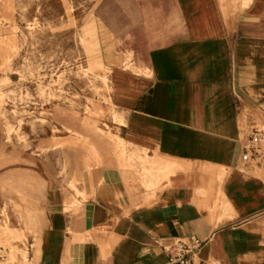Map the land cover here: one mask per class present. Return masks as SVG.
Returning <instances> with one entry per match:
<instances>
[{
	"label": "crops",
	"instance_id": "1",
	"mask_svg": "<svg viewBox=\"0 0 264 264\" xmlns=\"http://www.w3.org/2000/svg\"><path fill=\"white\" fill-rule=\"evenodd\" d=\"M151 7L157 30L111 73L125 155L96 138L95 162L80 145L61 170L31 156L0 175L26 200L36 264H168L165 243L191 236L193 264H264V172L241 160L264 130V0Z\"/></svg>",
	"mask_w": 264,
	"mask_h": 264
},
{
	"label": "rangeland",
	"instance_id": "2",
	"mask_svg": "<svg viewBox=\"0 0 264 264\" xmlns=\"http://www.w3.org/2000/svg\"><path fill=\"white\" fill-rule=\"evenodd\" d=\"M152 1L0 0V175L15 161L26 171L31 156L40 172L61 170L80 145L95 162L96 138L125 155L111 73L157 30ZM8 182L0 179V264H36L37 234L18 215L26 200Z\"/></svg>",
	"mask_w": 264,
	"mask_h": 264
},
{
	"label": "built area",
	"instance_id": "3",
	"mask_svg": "<svg viewBox=\"0 0 264 264\" xmlns=\"http://www.w3.org/2000/svg\"><path fill=\"white\" fill-rule=\"evenodd\" d=\"M241 160L245 165L264 172V130H255L249 136L243 146ZM203 245L204 241L195 236L169 239L164 245L168 264H193L194 257Z\"/></svg>",
	"mask_w": 264,
	"mask_h": 264
}]
</instances>
